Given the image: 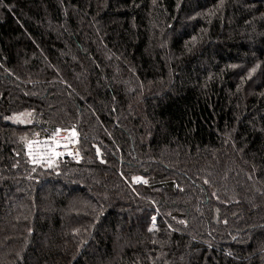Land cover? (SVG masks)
I'll list each match as a JSON object with an SVG mask.
<instances>
[{"label":"trees","instance_id":"trees-1","mask_svg":"<svg viewBox=\"0 0 264 264\" xmlns=\"http://www.w3.org/2000/svg\"><path fill=\"white\" fill-rule=\"evenodd\" d=\"M0 264H264V0H0Z\"/></svg>","mask_w":264,"mask_h":264},{"label":"built area","instance_id":"built-area-1","mask_svg":"<svg viewBox=\"0 0 264 264\" xmlns=\"http://www.w3.org/2000/svg\"><path fill=\"white\" fill-rule=\"evenodd\" d=\"M76 135L64 128L55 130L50 136L36 138L26 146V156L34 166H48L55 162H74L79 158Z\"/></svg>","mask_w":264,"mask_h":264}]
</instances>
